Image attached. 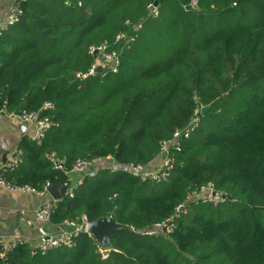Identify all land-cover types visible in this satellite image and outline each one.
<instances>
[{
  "label": "trees",
  "instance_id": "16d2710c",
  "mask_svg": "<svg viewBox=\"0 0 264 264\" xmlns=\"http://www.w3.org/2000/svg\"><path fill=\"white\" fill-rule=\"evenodd\" d=\"M154 1L160 15L123 45L118 72L76 77L94 62L92 46L118 50L127 21ZM82 2L25 0L0 38V107L55 122L42 143L21 141L24 161L8 173L14 185L59 186L83 159L150 164L197 103L209 110L168 178L100 169L57 202L53 227L107 216L126 225L108 249L83 231L45 254L21 244L0 264H264V0ZM210 185L224 202L194 200Z\"/></svg>",
  "mask_w": 264,
  "mask_h": 264
},
{
  "label": "built area",
  "instance_id": "2783aa9c",
  "mask_svg": "<svg viewBox=\"0 0 264 264\" xmlns=\"http://www.w3.org/2000/svg\"><path fill=\"white\" fill-rule=\"evenodd\" d=\"M23 1L25 0H14L11 9L8 12L6 20L0 23V38L10 28L11 25H14L20 20V16L22 14V8L20 5ZM65 4L77 5L80 7L83 5V2L82 0H65ZM192 5L196 7L197 0H192ZM160 13V5H154L153 3H150L147 12L144 14L140 21L136 23L127 21V25L129 26L130 31H127L128 33L124 31L117 36V41L120 43V48L118 50H108L107 43L92 46L90 48V53L95 57L94 62L88 70L78 71L76 73V77L79 79H87L91 76H105L108 71L118 72L119 66L121 64V49L123 45L130 41L136 40L138 33L144 26V21L146 18H149V16L158 17ZM203 107L204 106L201 105V103H197L195 113L191 117L189 123L185 127L177 129L169 140H165L161 143L159 153L157 154L155 160L152 163L130 164L128 166L123 167L121 165H117L110 156L106 159L98 160L83 159L78 160L71 173H78L83 177H85L86 175L94 177L100 169H107L110 170L111 173H113L122 167V169L127 171L129 174L140 177L142 180H152L155 182H161L170 176L171 171L176 162L175 152L177 149H179L181 142L184 139L190 138L200 126L202 118L201 115L203 114ZM43 108L51 110L53 108V104L45 103ZM3 115L10 117L14 121H21L23 123L33 125L35 127L34 130H32L27 136L31 141L35 143H42L47 137V133L49 132V130L52 129V127L55 125V122L50 117L41 116L40 112L24 110L22 112L16 113L8 111L5 105L3 107H0V117ZM50 159L55 166H60V162L55 158V154H52L50 156ZM156 160V164H153ZM23 161L24 152L20 147H17L14 151L13 157L9 161H7L2 168H0V186L16 190L32 191L36 193L47 191L48 187H46L44 191H37L36 189L28 185H14L9 180L8 173L17 169L23 163ZM83 179L80 180L78 184H81L83 182ZM72 189L73 188L69 189L67 191V194L73 196L74 194L72 192ZM198 195H205L206 198H208L215 204H218L222 201L224 202L226 200V194H217L216 192H214L211 185L209 186V188L203 189V191L200 192ZM115 196H117V194H115ZM57 202V200H53L51 202L46 203L44 206H42L33 213L34 216L32 218H26V211L21 210L19 213L20 217L26 219L30 225H33L35 222L50 223L51 215L57 207ZM88 223L89 222H87V220L83 218L78 223L74 221L67 223L73 228V231L71 232L61 231L58 233L42 235L39 240L35 243L33 251L45 254L48 251L57 247L73 245L75 237L80 232H88ZM166 226L167 223L156 224L155 230H158L160 228L165 230ZM25 243L27 242L21 241L17 243L14 242L11 244L0 242V260L6 259L10 251L16 249L19 245ZM101 251L103 253V257L106 258V250L102 249Z\"/></svg>",
  "mask_w": 264,
  "mask_h": 264
},
{
  "label": "crops",
  "instance_id": "0c3cea01",
  "mask_svg": "<svg viewBox=\"0 0 264 264\" xmlns=\"http://www.w3.org/2000/svg\"><path fill=\"white\" fill-rule=\"evenodd\" d=\"M13 2L14 0H0V23L6 20ZM34 128L33 125L14 121L8 116L0 117V168L13 157L15 149ZM156 162L157 160L153 164ZM83 178L78 173H70L71 184L68 190ZM53 200L55 199L48 191L36 193L0 186V242L11 244L26 241L34 247L42 235L61 232L60 228L53 227L51 223L35 222L30 225L19 214L21 210H25L26 218H32L36 210Z\"/></svg>",
  "mask_w": 264,
  "mask_h": 264
},
{
  "label": "water",
  "instance_id": "95a60500",
  "mask_svg": "<svg viewBox=\"0 0 264 264\" xmlns=\"http://www.w3.org/2000/svg\"><path fill=\"white\" fill-rule=\"evenodd\" d=\"M158 5V1L153 2ZM46 33V32H45ZM209 110V106H204L203 113ZM60 166L63 164L60 163ZM71 184L70 179L59 186H48L47 191L57 201L64 199L67 196L68 188ZM62 231L71 232L73 228L69 224L59 227ZM128 229L126 225L116 222L112 216H107L95 222H90L87 225V231L97 240L103 249H108L111 246V236L115 231Z\"/></svg>",
  "mask_w": 264,
  "mask_h": 264
},
{
  "label": "rangeland",
  "instance_id": "374dc122",
  "mask_svg": "<svg viewBox=\"0 0 264 264\" xmlns=\"http://www.w3.org/2000/svg\"><path fill=\"white\" fill-rule=\"evenodd\" d=\"M203 196H205V195H203ZM194 199V198H193ZM194 200H201V195H198V196H195V199ZM157 230V229H156ZM158 232H162L163 231V229L162 228H160V229H158L157 230Z\"/></svg>",
  "mask_w": 264,
  "mask_h": 264
}]
</instances>
